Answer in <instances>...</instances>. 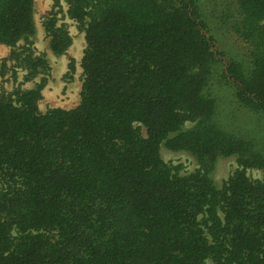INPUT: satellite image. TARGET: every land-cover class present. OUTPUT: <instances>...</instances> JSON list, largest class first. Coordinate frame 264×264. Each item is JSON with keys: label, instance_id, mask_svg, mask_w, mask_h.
I'll return each mask as SVG.
<instances>
[{"label": "trees", "instance_id": "obj_1", "mask_svg": "<svg viewBox=\"0 0 264 264\" xmlns=\"http://www.w3.org/2000/svg\"><path fill=\"white\" fill-rule=\"evenodd\" d=\"M64 2L85 39L75 108L40 112L46 59L10 53L25 83L42 77L0 95V264H264V145L221 125L210 91L227 82L264 124V0ZM56 17L43 28L61 56L72 38ZM214 21L240 58L221 62ZM34 34V0H0V45ZM162 145L198 169L180 175ZM229 157L239 168L218 187Z\"/></svg>", "mask_w": 264, "mask_h": 264}, {"label": "rangeland", "instance_id": "obj_2", "mask_svg": "<svg viewBox=\"0 0 264 264\" xmlns=\"http://www.w3.org/2000/svg\"><path fill=\"white\" fill-rule=\"evenodd\" d=\"M66 11L67 5L64 0H58V2L56 0H34L35 34L30 38L29 44L20 42L14 48L0 45V95L9 94L17 88L22 90L33 88L34 84L40 81L42 76H38L33 82L25 83V70L10 56L14 50L22 52L23 48L29 47L34 56H43L49 67L47 74L43 75L46 79V86L42 90V98L38 103L40 112L44 113L52 108L69 110L79 104L83 78L81 59L85 49V39L84 33L76 22L69 19ZM54 12H57V24L64 25L72 38L71 46L61 56H56L49 50L48 38L43 28L44 19ZM211 28L216 50L222 54L221 62L240 58L245 51V43L231 30L218 28L215 21L213 26L211 23ZM70 65H73V71L70 70ZM210 91L217 103V121L224 127L247 134L264 145V124L255 115L237 104L231 86L214 76L211 78ZM185 127L190 128L191 124L187 123ZM141 133L145 136L146 130L141 128ZM160 157L166 164L179 166L180 175H188L198 169L191 155L185 152L169 151L164 145L160 147ZM238 168L235 158H220L216 162L212 179L220 187ZM245 173L250 180L263 179L262 171L248 169Z\"/></svg>", "mask_w": 264, "mask_h": 264}]
</instances>
